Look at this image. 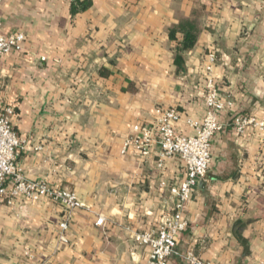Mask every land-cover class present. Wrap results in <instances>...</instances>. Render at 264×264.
<instances>
[{
    "label": "crops",
    "instance_id": "0c3cea01",
    "mask_svg": "<svg viewBox=\"0 0 264 264\" xmlns=\"http://www.w3.org/2000/svg\"><path fill=\"white\" fill-rule=\"evenodd\" d=\"M79 1L88 7L72 12V0H0V33L25 35L20 52L0 57V108L14 107L24 140L16 168L83 204L66 218L59 202L1 196L0 264H146L135 234L172 213L170 188L185 166L175 154L158 167L157 145L144 157L122 152L123 142L133 125L150 126L158 107L178 111L180 133L195 132L187 120L207 110L209 52L225 108L176 250L212 264H264V129L234 125L264 119V0ZM181 18L200 30L178 69L169 28ZM167 264L187 263L173 255Z\"/></svg>",
    "mask_w": 264,
    "mask_h": 264
},
{
    "label": "built area",
    "instance_id": "2783aa9c",
    "mask_svg": "<svg viewBox=\"0 0 264 264\" xmlns=\"http://www.w3.org/2000/svg\"><path fill=\"white\" fill-rule=\"evenodd\" d=\"M24 39L25 35L22 32L8 35L0 33V57L10 52H20L23 49ZM215 61V52H209L204 64L206 76L204 77L203 97L207 110L202 120L198 122L187 120V123L195 129L193 134L185 135L177 130L176 123L180 116L175 108L158 107L154 111L150 126L135 124L124 139L122 152L131 148L140 156L145 157L157 145L156 165L158 167H162L164 160L175 154L181 158L185 166L183 179L178 185L170 188L174 196L172 213L154 228L135 234L138 243L148 247L146 264H167L173 255H179L187 264H212L202 260L191 251L179 253L176 250V244L179 234L186 227V220L183 217L184 208L197 182L207 172L211 160V139L221 128L216 113L223 110L225 105L211 76ZM13 114L14 107L11 105L0 108V197L5 195L9 199L20 197L24 200L35 201L46 198L56 201L64 206L66 218H68L72 210L83 205L73 191L66 188H53L41 181L27 180L16 168L15 161L24 140L13 127L11 121ZM234 125L238 133L248 125L264 129V119L240 116L234 119ZM10 177L13 182L11 187L7 188L6 182ZM102 222L103 217L99 215L95 224L101 225ZM66 226L65 221L60 223L62 229ZM60 239L65 240V237L60 235Z\"/></svg>",
    "mask_w": 264,
    "mask_h": 264
},
{
    "label": "trees",
    "instance_id": "16d2710c",
    "mask_svg": "<svg viewBox=\"0 0 264 264\" xmlns=\"http://www.w3.org/2000/svg\"><path fill=\"white\" fill-rule=\"evenodd\" d=\"M71 10L75 12L76 10L86 9L89 5L87 1L72 0ZM200 27L195 18H181L178 23L169 28V38L170 40H175L177 43V53L174 57V62L178 69L183 67V53L191 49L195 42L197 34ZM182 33V39L177 40L176 33Z\"/></svg>",
    "mask_w": 264,
    "mask_h": 264
}]
</instances>
